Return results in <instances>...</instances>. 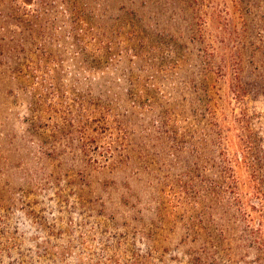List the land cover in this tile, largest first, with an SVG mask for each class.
I'll return each instance as SVG.
<instances>
[{
    "label": "rangeland",
    "instance_id": "1",
    "mask_svg": "<svg viewBox=\"0 0 264 264\" xmlns=\"http://www.w3.org/2000/svg\"><path fill=\"white\" fill-rule=\"evenodd\" d=\"M0 264H264V0H0Z\"/></svg>",
    "mask_w": 264,
    "mask_h": 264
}]
</instances>
